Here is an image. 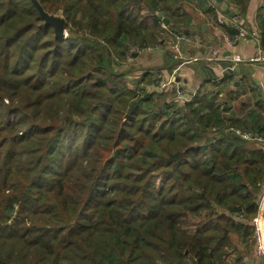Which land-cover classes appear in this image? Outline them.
Here are the masks:
<instances>
[{"label":"trees","instance_id":"16d2710c","mask_svg":"<svg viewBox=\"0 0 264 264\" xmlns=\"http://www.w3.org/2000/svg\"><path fill=\"white\" fill-rule=\"evenodd\" d=\"M38 1L67 36L33 0H0V264H229L230 233L254 237L263 113L226 116V76L180 105L164 68L124 66L186 32L181 0ZM257 20L264 45V4Z\"/></svg>","mask_w":264,"mask_h":264},{"label":"crops","instance_id":"0c3cea01","mask_svg":"<svg viewBox=\"0 0 264 264\" xmlns=\"http://www.w3.org/2000/svg\"><path fill=\"white\" fill-rule=\"evenodd\" d=\"M212 1L210 0L209 4L205 2L204 5H198L199 3L196 0L180 1V9L188 11L190 14V23L186 26L185 32L187 35L189 34V40H185L181 44L182 48L179 53L181 58L178 59L177 54L170 52L165 42L163 45H156L152 49L147 48L142 49V51L139 50L140 52L131 53L134 60L133 64L135 66L137 62L138 65L140 64L143 67L164 68L162 71L164 81L172 74L170 72L174 71L176 67L178 68L179 62L184 58L196 57L195 62L180 67L176 75V81L180 82L183 89H186V98H190L192 93H195L202 86H206L211 90L212 81H220L222 77L226 76L230 84L233 85L232 90L240 89L242 97L247 98V96H250L251 104L254 107L252 110H255V113H263L264 115V64L238 63L247 66L241 68L242 70L238 72H235L232 67H228L232 57L252 55L257 52L261 45L264 47L261 44L262 31L257 20V14L263 6L264 0H250L246 12L234 7L230 0H218V2L214 0L215 6L211 4ZM219 10L225 13L233 10L239 11L242 23L249 30V35L232 41L237 30L218 22ZM157 13L166 23H171L172 18L174 19L169 11L158 10ZM175 28L178 29L177 26ZM215 49L220 51L219 58L208 60L206 55ZM128 55L129 53L126 59H128ZM232 64L235 66L234 63ZM170 66L173 68L172 71L168 70ZM246 71H249V73ZM136 72L140 74V71ZM136 72L134 71V74ZM249 117L252 116L249 115ZM263 118L259 120V123L264 122ZM253 249L254 245L250 247L251 253L246 260V264H259L261 261Z\"/></svg>","mask_w":264,"mask_h":264},{"label":"built area","instance_id":"2783aa9c","mask_svg":"<svg viewBox=\"0 0 264 264\" xmlns=\"http://www.w3.org/2000/svg\"><path fill=\"white\" fill-rule=\"evenodd\" d=\"M212 5L215 6V4H212ZM230 12H231L230 14H227V13L219 10L218 15H217L218 22L223 24V25L233 27L234 29L237 30V33L234 35L232 41L237 40L238 38L247 37L249 35V30H248L247 26H245L242 23L240 12L237 10H233ZM167 25H168V23H166V21L163 20L161 23V27L163 29L164 28L168 29ZM170 33H171V37H170L171 40H170L169 44L173 49V52H174L173 54H177L178 56H176V57L181 58V56L179 55L181 48H182L181 44L183 43V41L189 40V38H188L189 36L184 32L180 33L178 31H172V30L170 31ZM147 48L152 49L154 47L147 45L143 49H147ZM133 49H132V52H133ZM206 56H207L208 60L217 59L220 56V51L216 50V49L212 50ZM196 60H197L196 57L184 58L181 62H179L178 68L177 67L175 68V70L172 72V74L162 82V84L159 86V88L164 90L166 88L169 89L170 87H172V88L176 87L178 90L177 96L179 99H181V100L190 99L194 95V93H192V96L190 98H186L185 97L186 89H183L182 86L180 85V82L176 81V75H177V71L180 67H182L184 64L193 63ZM231 63H234V65H237L238 63H248V64L261 63V64H264V47L261 45V47H259L257 52L255 54H252V55L234 56L231 59ZM244 135L250 136L248 133H245ZM258 207H259V212L252 219V224L254 225V243L256 244V246H255L256 255L259 258L262 257V259L264 261V194L261 196V198H259Z\"/></svg>","mask_w":264,"mask_h":264},{"label":"rangeland","instance_id":"374dc122","mask_svg":"<svg viewBox=\"0 0 264 264\" xmlns=\"http://www.w3.org/2000/svg\"><path fill=\"white\" fill-rule=\"evenodd\" d=\"M212 4H216L214 1H212L211 2ZM142 13H143V15L145 16L147 13H151V11H150V8H149V6L146 4V5H144V8L142 9ZM58 15H61L60 13H57ZM62 16V15H61ZM163 20V19H162ZM162 23V22H161ZM161 29H162V27H160ZM67 35H68V33H67ZM167 39L165 40V42L167 43L166 44V46H168V48H169V50H170V52H172V53H174L173 52V49H172V47L170 46V44H169V42H170V37L168 38V37H166ZM151 47H156V45H153L152 43L151 44H149ZM139 50H141L142 51V49H140V47H135L134 49H133V52H138ZM140 52V51H139ZM117 57L115 56L114 57V59H116ZM178 58V57H177ZM179 59V58H178ZM127 63H129V64H125L124 66L125 67H128L129 65L130 66H134V64H133V62H134V60H133V58H132V54H130V51H129V55H128V59H127V61H126ZM122 65V64H121ZM136 65H138V63L136 62L135 63V67H136ZM139 67L140 66H142V65H138ZM122 67V66H121ZM143 67V66H142ZM149 66H147V67H143V68H148ZM137 68V67H136ZM135 72H136V70H135ZM139 72H136L135 74H134V71L133 72H131L130 74H129V76L127 77V79H128V82L129 81H131V80H133V79H135V77H137L138 75H136V74H138ZM161 77V79L163 80V78H162V76H160ZM211 87H212V89L214 88V86L213 85H210ZM232 88H233V85H231V84H229V85H227V89L225 90V92H222V95H221V99H225V100H228V99H226L227 97V93H228V91H232ZM234 91V90H233ZM225 100H223V101H225ZM222 101V100H221ZM247 101V99H245L244 97H242V96H240V97H238V100H236V102L233 104V101H232V105H230V103L229 102H223V104L221 105V109H224V108H230V111H229V113L228 112H226L225 114H226V116H229V117H231V118H234L235 116H237V115H241L242 117H244V118H249L248 117V115H249V113H250V111H252V109L254 108L253 106H252V104H249L247 107H246V109L245 108H243V106H244V104H245V102ZM184 104V102H183V100H182V102H180V105H183ZM247 112V113H246ZM226 127V126H225ZM261 140H263V139H261ZM263 184H261L260 185V187H261V191H260V197L259 198H261V196L264 194V182H262ZM231 234V243L233 244L230 248H229V251H230V254L228 255V257L226 258V261L227 262H229V264L231 263V264H234V263H237V264H246L247 263V258H249L248 256L250 255V253H251V250L250 249H248L247 247H246V245L247 244H254V246H256V244L254 243V237L252 236V238L251 239H248V240H246V241H244V239L243 238H241V236L239 235V234H237V233H235V232H231L230 233ZM254 251H255V247H254V249H253ZM240 255H242V259L243 260H241L242 262H238L240 259L238 258ZM259 259H261V261H260V263L259 264H264V261H263V259H262V257H260Z\"/></svg>","mask_w":264,"mask_h":264},{"label":"water","instance_id":"95a60500","mask_svg":"<svg viewBox=\"0 0 264 264\" xmlns=\"http://www.w3.org/2000/svg\"><path fill=\"white\" fill-rule=\"evenodd\" d=\"M33 2L39 8L40 13H42V15L45 17L46 23L48 24L50 23L54 26L55 31L57 32V35L67 36V31L65 30V26H64L65 19L63 18V16L58 15V14L53 15V14L47 13L43 9L42 5L40 4L38 0H33ZM228 65H229L228 67H232L235 72L242 70L241 68L247 67L245 64H237L233 66L232 63H229ZM246 72L249 73V71H246Z\"/></svg>","mask_w":264,"mask_h":264}]
</instances>
